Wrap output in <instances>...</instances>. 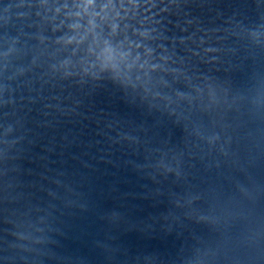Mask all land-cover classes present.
Masks as SVG:
<instances>
[{
    "label": "water",
    "instance_id": "obj_1",
    "mask_svg": "<svg viewBox=\"0 0 264 264\" xmlns=\"http://www.w3.org/2000/svg\"><path fill=\"white\" fill-rule=\"evenodd\" d=\"M0 264H264V0H0Z\"/></svg>",
    "mask_w": 264,
    "mask_h": 264
}]
</instances>
